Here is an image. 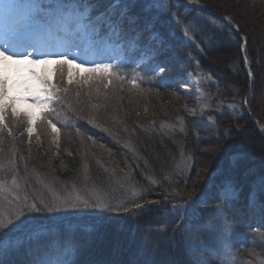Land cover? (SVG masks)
<instances>
[{
    "label": "rangeland",
    "instance_id": "obj_1",
    "mask_svg": "<svg viewBox=\"0 0 264 264\" xmlns=\"http://www.w3.org/2000/svg\"><path fill=\"white\" fill-rule=\"evenodd\" d=\"M196 4H200L204 8L207 7L206 4H209L211 7L217 9L222 14V17H228L235 25H240L246 36L248 35L250 39L248 54L254 65V71H256V81L253 85L250 84V89L243 99H241L242 94L246 88L243 81L237 76H239L241 72V58L246 56L248 59L247 53L245 52L244 55L241 54L240 58L238 52L234 50V48L231 49L233 52L226 60L228 63L225 61L226 68L229 69L228 72L229 75H231L230 78L225 76L226 74L224 75L220 72L217 67L215 68L211 65L202 67L199 56H203L206 46L221 45L225 43L232 45L233 41L231 39L225 41L215 40L218 35L216 33L220 32L221 34L223 28L221 27V24L210 15H204L203 13L192 15L188 12L185 17L184 11L179 13L180 27L175 29L174 34L171 32L173 25L171 27L169 23H164V25L157 24L156 26L157 29L165 35L169 44L168 49L156 58L158 62H167L169 66V71L165 77V85L171 90L166 92V94H161L155 90L151 91L146 88L143 89L128 85V83H131L134 76L138 77L137 82H142L141 75L143 74L150 73L149 76L151 77L150 65L146 66L147 57L145 56L144 49L136 45L131 37L127 40H123L129 47V52L126 55L123 64L130 66L131 70L128 71L127 68L125 71L126 67L124 65L121 66L122 63L119 65V68L114 69L118 76L124 77L123 80H117L114 76L113 84L109 85L107 88H105L104 84L92 85L91 88L88 85H81L78 88L75 84L67 85L66 79L61 85H58L69 88L67 99L72 107L67 111L74 114V117L77 118L78 114L81 115V113L92 117V112L94 113L96 110L101 109L100 112H108L113 115V118H117L118 127L121 125L122 128H119V130L126 134L128 131L131 132L128 133V136L130 137H126L124 140L121 137H117V135L115 136V133L111 134L108 132V135L105 131L100 135H97L96 131H86L85 134L71 137L66 133H62L63 130L59 128L58 125L57 127L60 129V132L54 134L47 125L40 123V110L32 109L36 113L37 119L35 121L36 126L32 130L31 143H29L26 131V118L22 115L19 118H13L11 110L9 109L5 113V120L9 127L12 128V136H10V138L16 149L10 153L4 151L3 147H8V145H6V140H4L3 145H0V148H2V152H0V162L5 166V171L0 172V179L6 181L8 185H11L13 178H15L21 187L24 185L22 183L23 181H26V179L23 178L24 180H20L21 177L17 176L18 173L16 175L10 172V163L5 157V154L9 153L13 158V161H19L21 158H24L23 150L19 148V144H21L23 148L32 144L39 143L41 146L44 144L45 148L56 152L55 150H58V147L61 144L73 142L74 145H77L78 148L81 149L79 155L81 159H84L85 153L89 154L88 151L92 152L95 151V149L109 151L110 147L106 145V142L109 139L118 149L132 154L135 151L133 146L136 144L132 137H136V135H132V129L129 128L128 124H130L133 119L143 120L145 118L152 119L158 117L162 120L164 119L166 123H161V121L160 123H150L147 128L153 127L174 132H184L186 127L185 124H187L186 121L190 122L192 120H197L196 124H198L197 127L199 128L201 138L200 145L202 142L205 143L202 152L207 154L208 157H205V159L200 162L197 170L193 172L195 176H192V168L194 164L193 158L191 154L187 153L188 151L184 149L183 145L176 156L177 166L173 169L172 174L166 176L164 182H162V184L170 183L173 187H170L169 189L167 188L168 190L166 189V192L164 193L156 192L157 185L155 186L156 183L152 182L157 180L158 177L153 171L152 173L157 178L154 175H147L146 170H142L141 172V169L137 164L132 165L124 162L126 167L123 169L124 173H121L122 175H108L106 173L107 169H104V171L106 170L104 172L105 180L112 182L108 188L99 187L97 182L91 181L89 178H86V180L84 179L83 181L77 180L78 182L73 184L72 182L76 181V179H74L69 184H61V186L56 188L46 185L45 183L37 182L36 184L38 186L42 185L41 187L39 186L40 192H33L32 194V192L27 189L28 193H31L29 194L31 196L29 199L31 198L30 201H32L35 197L37 198L35 202H37L41 197L46 200H51L54 197H63L69 194L75 196L77 194L84 195L95 193L100 195H110L113 203L135 200L137 203L143 204L144 209L149 208L150 205H158L161 209L158 216H163L166 208L171 207L172 204L182 203L177 201L187 200L190 197L197 195L201 190H204L208 194L207 203L198 205L196 217L192 220V226L194 227L199 224L201 225V230L194 232L196 237V241L192 244L194 251L191 255L186 254L187 258L191 260L206 258L212 260L213 264H243L240 263L238 257V251L243 246V240L247 237L251 228L257 226V228L260 229L264 226V218H262L258 212L255 214L249 212L246 207V195L249 180L244 177L243 173L240 175L237 174L239 182L244 185V191L241 193V199L239 201L242 215L238 216L235 220H233L231 212L228 211H221L220 213L213 215V213L216 212L218 205H220V201L215 197V184H218L219 181L215 180L214 182L209 183V172L217 164L219 156L217 150L218 143L221 145L225 143L223 140H220L217 143L215 135L217 131L220 134H223L226 131L230 132L228 142L236 141V145H238L237 143L240 144L243 142L246 148L253 153H258V150L255 148L257 146L259 147V150H264V0H197ZM184 29L188 30L191 39L185 38L182 35V30ZM241 35L243 34L241 33ZM209 36L213 38L212 41L207 39ZM147 38L148 33H145L144 40L146 41ZM114 39L115 37H113V39L108 42V45L105 46V50L101 54V56L103 54L104 56H98L96 58L95 56H91L89 59H103L106 62H111L113 64L120 62L122 59L119 53L116 54L117 51L119 52L120 45L117 43L115 45ZM239 39L241 40V38ZM32 58L34 59L35 56ZM79 62L80 61L77 60V63ZM7 64L8 67L6 68L4 75L9 80L26 78L30 75L31 71H35L37 74H42L48 77L52 83H58L52 65H32L28 63L15 65L11 62H7ZM250 69L252 72L251 66ZM155 79L158 80V83H161L159 78ZM104 83L107 82L105 81ZM251 90L252 93H250ZM78 91L80 93L79 97H77ZM89 92H91V101H89V96L87 95ZM249 96L254 103L257 118L260 119L261 123H259V120H256L255 122L254 119H256V117L253 115L249 114L250 119L246 115V112L250 111L248 104L246 105L244 101L247 100L248 103L247 98H249ZM83 103L86 105L82 106ZM93 103L102 105V107L90 108V105ZM29 105L30 102L29 104L21 105V108H28ZM82 107L83 110L81 109ZM190 110H194L195 114ZM76 111H78V113ZM58 115L59 114L56 116ZM104 116L106 115L104 114ZM60 117L67 119L68 115L64 114L60 115ZM252 121L257 125L254 124L252 127ZM257 128L259 130V136L263 142H261L260 139H257L254 134L255 131L258 132ZM95 129H97V127H95ZM89 135L92 137L91 140L88 139ZM124 135L125 134L122 136ZM54 136L58 138L57 143H53ZM37 137H39V140ZM249 137L253 138V140L250 141ZM101 145H103V147H101ZM48 146H50V148H48ZM9 147L11 146L9 145ZM237 150H239L238 147ZM31 156H33V154L29 153V157ZM14 157H16L15 160ZM134 158L136 157L134 156ZM246 159L249 158H245L243 162H245ZM250 160H255V165H247L243 163L241 169L242 172L247 168L259 171L264 167V154L262 156L255 154ZM5 161H7V163H5ZM227 162L223 165L224 168L228 167L229 163L227 164ZM124 163L122 165H124ZM142 164L149 169L147 163L144 162ZM135 170L140 172V175L135 172ZM29 175L31 176V174H28V176ZM134 175L136 176L135 178L133 177ZM30 176L29 178L31 179L32 177ZM158 180L160 179L158 178ZM31 182H34V180ZM145 182H148V187L144 184ZM159 184L162 186L161 183ZM160 185L158 186L161 187ZM133 193H135V195H133ZM149 193L151 195L154 193V196L159 195L165 201H145V198ZM24 194L25 192L22 191L21 195ZM143 200L145 202H142ZM153 201H158L159 203H151ZM128 207L132 209L133 213L139 211L133 208L132 204H128ZM116 215L125 219L128 216L123 212L106 213L108 218H104V220L106 219L105 221H108L110 220L109 217H117ZM226 222L231 223L233 228H235L238 223L242 222L243 228L239 232H230L225 235L224 225ZM83 223L87 225L85 221ZM156 224L157 223L153 222V227H148L142 230V232H140L141 239L148 236L149 230L156 232L155 230L157 228L163 229L164 227H167V235L170 236L173 228L176 227H169L168 225L170 224L168 222L160 226H157ZM213 225H215V231H213ZM260 236L261 239L264 240V233ZM197 242L199 243V247H197ZM216 248L219 249V252L214 250ZM183 249L185 251L184 246ZM163 254L167 255L166 253ZM176 256H179V253H176L175 257ZM245 262V264H264V256L261 255L253 260L246 258Z\"/></svg>",
    "mask_w": 264,
    "mask_h": 264
},
{
    "label": "snow or ice",
    "instance_id": "obj_2",
    "mask_svg": "<svg viewBox=\"0 0 264 264\" xmlns=\"http://www.w3.org/2000/svg\"><path fill=\"white\" fill-rule=\"evenodd\" d=\"M197 0H0V145H3L2 133L12 136V128L5 120L9 109L13 118L21 115L26 118V131L31 143L32 130L36 126V113L39 109L41 124L47 125L54 134L60 129L54 121V114L60 110H70L67 94L69 88L58 86L66 79L67 85L104 84L105 88L113 84V77L123 80L114 71L115 65L103 59H89L100 56L105 46L113 37L133 42L142 47L150 65L151 78H159L162 84L169 71L167 62H158L157 57L169 47L165 35L157 29V24L173 25L172 34L180 27V14L170 12V6L185 9V17L191 11ZM148 38L144 40V34ZM185 38L191 39L188 30H182ZM212 41V37H207ZM35 56L33 59L32 57ZM77 60L80 62L77 63ZM7 62L15 65L24 63L32 65H52L58 83H52L48 77L31 71L22 79L9 80L4 72ZM247 65L248 59L244 57ZM91 65V66H86ZM139 66V65H138ZM251 76V71L248 72ZM107 83H104V82ZM133 86H138L137 78L131 80ZM80 93L77 92V97ZM91 101V92L87 94ZM28 108H21L29 104ZM244 103H247L245 100ZM93 108L102 105H92ZM195 114L194 110H190ZM88 123L94 127L101 126L93 119ZM108 132L107 128L101 129ZM219 156L217 164L209 172V183L220 177L215 184V197L220 201L216 212H231L233 220L242 215L239 201L244 186L239 182L237 173L243 164L244 155L236 149V141L228 142L230 132L215 133ZM39 140V137H37ZM54 136L53 143H57ZM88 139L92 137L89 135ZM103 147V145H101ZM2 152V148H0ZM231 161L227 168L223 165ZM15 166L13 165V168ZM5 166L0 162V172ZM243 175L249 180L246 195V207L249 212L259 213L264 218V167L259 171L252 168L244 170ZM27 186V181H25ZM24 189L13 178L12 184L0 179V264H81L77 258L89 246L94 237L91 230L87 235L79 234L75 229L77 219H96L102 213H126L133 215V208L143 212L144 205L135 200L113 203L110 195L77 194L54 197L51 200L39 198L29 199L28 194L21 195ZM135 195V193H133ZM207 193L201 190L197 195L172 204L166 210L165 220L175 217L169 239H179L189 255L194 251L192 244L196 241L194 232L201 230V225L192 226L196 217L197 207L207 203ZM151 203L158 204V201ZM111 219V217H109ZM243 223L233 228L231 223L224 225V234L239 232ZM179 230V231H178ZM157 235L167 233V227L155 230ZM215 231V225H213ZM152 230L148 231L151 235ZM45 233L63 236V239L45 241L41 239ZM130 243H136L133 235ZM119 242L116 248L119 250ZM197 247L199 243L197 242ZM219 252V249H214ZM159 253L158 243L142 238L136 243L135 252L126 260L109 259L101 264H162L155 257ZM189 264H213L212 260L198 258L189 260Z\"/></svg>",
    "mask_w": 264,
    "mask_h": 264
},
{
    "label": "trees",
    "instance_id": "obj_3",
    "mask_svg": "<svg viewBox=\"0 0 264 264\" xmlns=\"http://www.w3.org/2000/svg\"><path fill=\"white\" fill-rule=\"evenodd\" d=\"M206 5H207L206 9L214 12L216 16L211 15L210 12H208L207 10H201L195 7H191L190 13L192 15H195L197 13H203L204 15H210L211 17H213L216 21H218L221 24V27L223 28L221 34L220 32L216 33L218 35L216 36L215 40L225 41L227 39H231L233 41V44L231 45L225 43L221 45L218 44V45L206 46L205 53H203V56L202 57L199 56L201 66L206 67L207 65H211L214 66L215 68L217 67V69L220 72H222L224 75L226 74L225 76L230 78L231 75H229L228 72L229 69L226 68L225 63L227 62L226 60L230 57V55L233 52L231 50L232 48H234V50L238 52V55H240L241 58L242 41L236 36V32L234 31V29L229 27L226 23H224L223 20L217 17V15L221 17L222 14L217 9L211 7L209 4ZM184 11L185 9L183 7L177 9L174 6H171V12L181 13ZM238 26L240 32L247 39L245 52L247 53L249 64L254 74V79L253 81H251L245 71L244 57L241 58L242 59L241 72L240 75L237 77H239L243 81V84L245 85L246 88V90L242 94L241 99H243L250 89V84L253 85V83H255L256 81V74H255L256 71H254V65L250 60V56L248 54L250 39L248 35L246 36L245 32L242 30L243 28L240 25ZM203 44L205 45L204 42ZM127 68L128 71L131 70V67L127 66L125 68V71ZM149 74L141 75L142 82H137L138 86H133L132 83H128V85L133 87H140L143 89L146 88L147 90H151V91L155 90L160 92L161 94H166V92L171 90L167 85H165V83L162 84V83H158V80L156 79L153 80L149 76ZM135 77L138 78L137 76ZM250 93H252V90ZM247 99H248L247 104L250 111V112H246L247 117L249 118V114H251L254 117H256V119H254L255 122L256 120H259V123H261L260 119L257 118V113L254 107V103L251 101L250 96ZM93 104L90 105V108L92 107ZM85 105L86 104L83 103L82 106ZM94 105H97V103H95ZM81 109L83 110V107ZM100 110L101 109L96 110V112L94 113L91 111L92 117L91 116L89 117L85 114L83 115L81 113V115L78 114L76 118L73 116L74 114L69 113L67 109L60 110V108L58 107L59 115L56 116L57 114H54L53 118L56 124L58 125V127L64 131V132L62 131V133H66L71 137H74L75 135L85 134L86 131L89 132L96 131V134L100 135L103 134L104 132L101 130L103 128H107L109 130L108 131L109 133L111 134L115 133V136L117 135V137L119 138L121 137L124 140L126 139V137L127 138L130 137L128 136L129 135L128 133L131 132H129L127 129L126 130L128 132L125 130L127 134L122 133V131L119 130V128L120 129L122 128L121 125L118 127L117 118H113V115L109 114L108 112H106L107 114L104 113L105 111H101L102 112L101 113ZM76 112L78 113V111ZM64 114L68 115L67 119H63L60 117V115H64ZM104 114L106 116H104ZM90 118L93 119L95 123L99 124L101 127L97 129H95V127H92L93 125L88 123V119ZM160 121L161 123L165 122L164 119L162 120L161 118L158 117L152 119L145 118L143 120L133 119L132 122L130 121L131 123L128 124V126L130 129H132L131 130L132 135L134 134L136 135V137L134 136L132 137V139H134L136 143L135 144L133 142L135 144L133 146V149L135 151L132 154H130V152L129 153L123 152L121 149H118L117 146L114 145V143H112V141L109 139L106 142V145L110 147L109 151L104 149L103 150L95 149V151L92 152L88 151L89 154L85 153L84 159H81L79 155L81 149H79L77 145H74L73 142H67L65 144L64 143L61 144L58 147L59 149L55 150L56 152H53V150L51 149L48 150L47 148H45L44 144H42V146L39 143L34 145L32 144L30 146L28 145V147L25 148H23L21 144H19V148L23 150L24 158H21L19 161H13V158L9 153L11 151H15L16 147L13 146L14 143L10 138V136L8 137L6 131H4L2 135L4 140H6V145H8V147L4 146L3 149L4 151L9 152L8 154H5V157L8 159L10 163L9 166L10 172L16 175L18 173L17 176L21 177L20 180H24L23 178L26 179L27 186H25V181H23L22 184L24 185H22L21 188L24 189L23 191L25 192V194L28 195L31 194L28 193V190H30L32 194L33 192L34 193L40 192L39 188L42 185H39L40 186L39 187L36 184L37 182L45 183L46 185L53 186L56 188L58 186H61V184H66V183L69 184L74 179H76V181H73L72 182L73 184L77 183L78 182L77 180L83 181L84 179L86 180V178H89V180L97 182L99 187L108 188L110 187L112 182L105 180L104 172L106 170L104 171V169H107L106 173L108 175L109 174L120 175L121 173H124L123 169H125L126 167L124 162H127L126 164H132V165L137 164L141 169L140 171L142 172V170H146V174L149 176L155 174L160 179L158 180V178L154 175L157 178V180H154L152 183H156L155 186L157 185L156 192L164 193L166 192L165 190L167 188L169 189L170 187H173L170 183L162 184V182H164L166 176H170L172 174L173 169L177 166L176 156L177 153L179 152V149L183 145H184V149L188 151L187 153L191 154L193 158L194 164L192 168V176H195L193 172L197 170V168L200 165V162L204 160L205 157L207 158L208 155L202 152L205 143L202 142L200 145L201 138H200L199 128L197 127L198 124H196L197 120L194 121L192 120L190 122L186 121L187 124H185L186 127L184 132L182 131L174 132L171 130L165 131L153 127L147 128V126H149L150 123H154V122L160 123ZM252 123H253L252 124L253 127L255 123L253 121ZM108 132L106 133L108 134ZM123 134L125 135L122 136ZM254 134L257 139H260L261 142H263V140L259 136V130L258 132L255 131ZM101 138H100V142H101ZM249 140L252 141L253 138L249 137ZM237 144L238 145L235 146H237L239 151L243 153L244 159L249 158L246 159L245 162H243L247 165H255V160H250L252 157H254L255 154H259V156H262L264 154V150L262 149L259 150L258 146L255 147L256 150H258L257 151L258 153H253L251 150H248L246 148L243 142ZM9 145L11 147H9ZM48 148H50V146H48ZM29 153L30 154L32 153L33 156L29 157ZM134 156L136 158H134ZM15 158L16 157H14V160ZM144 162L149 165V169L144 164H142ZM5 163H7V161H5ZM123 163L124 165H122ZM228 163L230 164L231 161L229 160L227 164ZM13 165L15 166L14 168ZM241 169L237 174L240 175L243 173ZM152 171L154 174L152 173ZM135 172H137L138 174L140 173L136 170ZM28 174H31V176L29 175L30 177H32L31 179L29 178ZM133 177L135 178L136 176L134 175ZM220 179H221L220 177L215 178V180L217 181H220ZM32 180H34L36 185L34 184V182H31ZM147 183L148 182H145L144 184L148 187L149 185H147ZM159 183H161L162 186ZM158 185H160L161 187H159ZM29 197L31 196L29 195ZM149 200L165 201L159 195L154 196V193L153 195L149 193V195L145 198V201H149ZM145 201L143 200L142 202ZM177 202H183V201H177ZM167 209L168 208H166V210ZM166 210L164 211L163 216H158V213L161 211V209L158 207V205H150V207L145 208L143 212L141 211L134 212L131 217L127 216L126 219L116 215L117 217L113 216L111 217L110 220L105 221L108 218V216H106V213H102L99 214V216L94 220L91 218L77 220V222L75 223L76 231L81 235H87L88 231L91 230V235L94 237V239L93 242L83 250V253L78 258L76 256H73L72 258L79 259L81 264H101V262L107 261L109 259H115V260L128 259L129 256H131L135 252L136 243L141 241L140 232H142V230H144L145 228L153 227V222L157 223L156 224L157 226H160L167 222L170 224L168 225L169 227L176 226V224L174 223V221L176 220L175 217L169 216L167 220L163 218L166 215ZM104 218L106 219L104 220ZM84 221L87 223V225L83 223ZM167 233H165L163 236H160L157 235L156 232H151V235L146 236V239L153 240L158 243L159 253L155 257L156 261L162 262V264H189L190 259L187 258L186 256L187 253H185L183 249V245L180 243V240L169 239ZM263 233H264V226H262L260 229H258L257 226L255 228H251V231L248 232L247 237L243 240V246L238 251V257L240 263L245 264L246 258L253 260L261 255L264 256V240H262L260 236ZM133 235L135 237L136 243H130V240H132ZM41 239L51 242L57 239L62 240L63 236L61 235L58 237L51 233H45L44 235H42ZM117 242H119L120 245L119 250H117L116 248ZM163 253H166L168 256L164 255ZM176 253H179V256L175 257Z\"/></svg>",
    "mask_w": 264,
    "mask_h": 264
},
{
    "label": "water",
    "instance_id": "obj_4",
    "mask_svg": "<svg viewBox=\"0 0 264 264\" xmlns=\"http://www.w3.org/2000/svg\"><path fill=\"white\" fill-rule=\"evenodd\" d=\"M201 8L205 9V8L202 7V6H201ZM212 14H214V13H212ZM219 18H220L221 20H223L224 22H226L227 25H228L229 27L233 28V29L235 30L237 36H238L239 38H241V40L243 41V44H242V52H243V54H245L246 38H245L243 35H241L239 27H238L237 25H235V24L233 23V21H232L230 18H228V17H222V16H221V17H219ZM246 69L248 70V72L251 71L250 66H249L248 64L246 65ZM251 73H252V72H251ZM247 74H248V73H247ZM250 78H251V80L253 79V74L250 76ZM246 101H247V100H246ZM246 105H247V103H246Z\"/></svg>",
    "mask_w": 264,
    "mask_h": 264
},
{
    "label": "bare ground",
    "instance_id": "obj_5",
    "mask_svg": "<svg viewBox=\"0 0 264 264\" xmlns=\"http://www.w3.org/2000/svg\"><path fill=\"white\" fill-rule=\"evenodd\" d=\"M248 76H249V75H248ZM249 77H250V76H249ZM250 80H251V78H250ZM252 80H253V79H252ZM252 80H251V81H252Z\"/></svg>",
    "mask_w": 264,
    "mask_h": 264
}]
</instances>
